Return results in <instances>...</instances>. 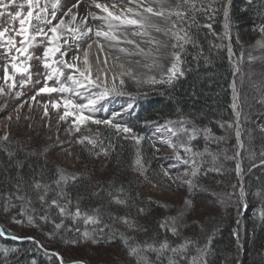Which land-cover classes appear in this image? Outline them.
Here are the masks:
<instances>
[{
  "label": "trees",
  "instance_id": "trees-1",
  "mask_svg": "<svg viewBox=\"0 0 264 264\" xmlns=\"http://www.w3.org/2000/svg\"><path fill=\"white\" fill-rule=\"evenodd\" d=\"M229 23L233 33L231 48L237 58L243 53L241 81H239V111L244 120L242 150L243 167L245 172L244 184L246 188L247 200L246 210L250 212L249 223L237 224V212L230 209L224 213H215L205 216V220L199 227L197 224L188 226L184 237H195L204 243L207 236H212L210 251L207 254L208 264H264V219L261 212L264 211V103H261L259 92L252 86L253 74L249 71L251 65L246 55L247 49L242 45V41L253 43L262 33L264 28V0H255L249 4L248 0H230ZM229 0H219L215 5L218 9L215 13L208 15L199 14L198 20L201 25L211 24V29L199 27L193 29L196 36L197 46L191 44L186 46V51L182 53L183 63L181 65L184 75L172 83V85H162L158 90L150 95L136 97V113L125 122L127 127L132 129V134L142 136L144 139L139 146L142 149L144 158L149 162V176L163 183L162 178L156 174L162 169L166 170L163 162V155L153 148V141L148 134L150 125H160L166 120H176L184 117L201 127L211 129L213 137L218 143L220 138L226 135L221 125L234 123L232 110L231 89L233 80V65L228 53L226 43L220 41L223 34L225 22L224 8ZM212 17V18H208ZM96 128V127H95ZM100 139L104 146L109 144L114 146V151L110 150L108 165L105 171L97 167V161L89 163L82 171L77 183L69 186L67 192L72 200L71 209L76 207L77 201L82 212L92 213L93 209H100V216L104 223L110 225L113 230H118L115 235H111L108 230L102 235L98 234V242L83 240L81 234L72 231L61 230L60 234L54 232L51 221L60 222L62 219L56 207L41 205L37 200V193L29 190L32 198V213L27 205L24 206L25 215H20L21 201L13 200L16 206L5 212L0 207V228L9 238L0 236V264H60L56 257L47 253L57 252L63 257L65 264H72L73 261H82L83 264H135V260L127 255V251L120 239L119 232H124L128 236H135L138 240H145L151 237L157 239L167 238L170 243L176 244L179 240L170 233L159 228L162 220L159 213V202L151 199L146 192L151 183L139 177L130 167L137 147L131 138L125 139L126 134H117L116 130L99 128ZM231 145L236 147L234 138L231 137ZM193 149L200 151L210 147L204 140L193 143ZM215 146V145H214ZM217 146V145H216ZM9 149L16 153L13 158H9L7 153L0 150V205L5 202V198L15 192V185L18 182L22 188H27L33 177L50 182L55 175L56 165L52 160L24 151L17 140H12L8 145ZM156 148V147H155ZM182 157L185 154L180 152ZM103 160V161H105ZM114 169V170H113ZM229 172L218 176L219 182L225 191L233 192L239 187L236 178V164H228ZM114 171L115 177L110 179L109 171ZM117 170V171H116ZM205 170V169H204ZM208 177L201 178L204 183ZM94 180L98 183V188L94 189ZM171 183V182H169ZM123 186L124 197L129 199V205H117L110 202L109 191L116 193V189ZM165 187H157L168 191H174ZM260 192L261 195L257 196ZM55 196V192H50L47 199L50 201ZM196 208H204L212 203L210 195L198 191L193 196ZM138 207L145 209L144 214H139ZM48 215L49 222L44 223L39 220L40 215ZM35 215L38 227H33L27 223V216ZM127 216L135 219L139 225L147 229V232H131L118 223L110 219V216ZM13 217L22 223L13 222ZM64 224L73 229L79 228L81 232L88 228L91 232L94 228L103 225H85L82 219L73 223L71 219H64ZM53 232V237L49 238L47 233ZM238 232V237L234 233ZM11 235L17 237H33L39 244L28 239H11ZM63 237V238H62ZM64 239H80L76 245L65 244ZM239 243L244 244V248L239 247ZM39 245H43L41 248ZM7 250V256L4 255ZM114 250L120 259L114 260V254L109 252ZM155 259V256H152ZM116 261V262H115ZM163 264H167L164 260Z\"/></svg>",
  "mask_w": 264,
  "mask_h": 264
},
{
  "label": "snow or ice",
  "instance_id": "snow-or-ice-1",
  "mask_svg": "<svg viewBox=\"0 0 264 264\" xmlns=\"http://www.w3.org/2000/svg\"><path fill=\"white\" fill-rule=\"evenodd\" d=\"M14 2V0H13ZM122 2V0H121ZM165 0H155V3L160 5L159 7L154 8L151 4H145V0H128L129 4H136V9L132 7H127L125 9L117 10L116 3H112L111 9L108 3L99 2V0H91V5H93L96 9L99 10V14L97 12L88 11L86 16H79L78 12H74V8H78L81 0H76V3L72 4L67 8L66 11L63 10L61 6V0H51V12L49 13V3L45 2L43 7L40 5V0H26L28 11L26 15H24L21 11H16L14 14L9 12L8 15L12 17L13 20H19V29L15 32L16 36L22 37L20 40L21 47H16V41L14 37H6V33L8 29L0 31V46H6L5 56H7L11 51L15 48L18 53L25 54L28 53L29 48L37 46V37H42L47 40L48 46L45 48L43 52V60L42 66L46 70L44 73L43 81L36 79L33 80V75L39 76L40 73H32L29 71L30 65L23 66V73L27 74V79H21L19 84L20 87L23 88L26 84L41 85V87L37 88L34 95L30 97L32 101H36L37 96L41 94H52L59 93L61 94L60 99H52L48 102L41 103V107L43 108V117L49 118V105L51 108L59 112V109L63 107V113L58 115V123L59 122H67L68 118L71 117V124L69 125L68 131L70 134L73 132L79 133L81 131L82 126L87 125L88 123L95 125H105L111 128H114L118 133L129 134L132 133V129L126 126H121L120 124L113 123V119H95L93 115L99 109H97V104L110 95H125L123 91L117 89L115 80L116 77H113L112 87L109 88L107 86V80L105 79L102 82L100 81V77L97 76L93 78V74L91 72L89 65V61L87 59L88 53L84 52V60L83 63L86 65L84 70H81L76 63L69 62L65 60L64 57L67 56L68 51L71 48L69 41L77 42L76 48L77 51L80 49L79 41L95 38H103L106 41H109L110 48H118L120 53H125L127 55H131L127 49L124 47H120L119 45L123 43H127L133 45L137 49V53L147 57H152L153 62L152 66H159L156 64L157 60H159L163 53H161V48H167L169 45L167 42H161L157 40L155 37H151L150 33L147 29H152L155 33L161 34L168 38L171 41L170 47L172 49L170 55L171 64L167 68L166 72L161 75V78L157 79L156 77H148L144 81H140L137 77H132L137 84L143 82L149 85H172L173 81L182 77L184 75V70L181 65L183 63L182 53L186 51L187 45H192L194 47L197 46L196 36L193 32V29L199 27H207L211 29V24L201 25L198 20L199 14L208 15L209 12L215 13L218 9L215 5L219 2V0H177L174 7H170L165 9L162 5ZM230 2V0H229ZM255 2V0H248V3L251 5ZM0 5L4 7H9L10 5H5L4 0H0ZM18 8H24L25 5L23 3L17 6ZM142 9V11L138 10ZM62 11L63 15L61 18L53 24V21L57 20V12ZM35 12V15L33 13ZM147 13L148 16L144 14ZM0 15H3V12H0ZM64 17H70L67 21ZM91 18L93 21H101L100 25L93 26L88 25V18ZM150 17H158L160 20L164 22L163 25L150 22ZM173 17L175 19H173ZM225 17V29L226 34H228V30L230 29L229 23V13L227 7L224 10ZM79 18V23L77 20ZM212 18V17H208ZM37 21L36 25H32V21ZM47 26V31L45 30ZM129 26H131L132 36H150L149 43L152 44L155 48L153 51L152 48L145 50L140 47V44L135 40L128 39L126 33L129 30ZM32 27V32L29 31V28ZM139 29L140 31H137ZM264 32V28L261 29ZM51 33L49 36L48 33ZM118 33H122L123 38ZM230 38V36H229ZM63 39L64 45H69V47L64 48V51H61V45L59 43L60 40ZM98 42V41H97ZM143 41H141L142 43ZM91 43L88 44V48H91ZM101 51H103V45H100ZM60 53V60H53L52 63L48 62V58L50 56H55L56 53ZM230 57L233 55L231 48H229ZM33 57L28 55L26 57L27 60H31ZM36 59H41V57H36ZM119 59V57H117ZM17 57H11V68L13 70V75H9L8 68L9 63L6 61L4 64V80L7 83L10 80L14 79L15 73L18 71V65L15 63ZM72 61L79 60L78 56L71 57ZM243 61V53L237 58L236 63L233 65V76H237L241 74L240 64ZM107 61H105L106 63ZM57 65V66H54ZM58 65H62L64 69H70L71 71L67 76H65V72ZM122 67V65H121ZM150 67V66H149ZM50 71H47L49 70ZM129 75L132 76L131 71L127 73H121V76ZM242 75V74H241ZM62 77L64 80H62ZM55 78L56 86H49L48 81H51ZM65 81L69 82L66 83ZM121 86L124 85L125 81L121 78L119 80ZM15 87V82L8 85V92H5L3 87H0V96H6L12 94V89ZM233 88V103L231 107L235 111L237 116L236 124L231 122L228 123V128L235 129V136L237 139V145L239 147H243L241 142V131L238 127L240 111L239 109V93L236 89V80H233L232 83ZM93 89H99L100 91L94 92ZM68 94V95H64ZM22 95L21 92H16L13 96L14 99L19 98ZM75 97H79L81 100L86 101L85 103H76ZM25 101L24 103H27ZM264 103V99L259 101ZM24 104H20L16 109L17 112L23 108ZM3 107H6V103L4 106H0V110ZM31 105H29V110H31ZM131 108V105H129ZM116 115H119L118 113ZM8 120H11L12 117L9 115L7 117ZM19 115L17 116V120H19ZM25 119H29V117H25ZM191 125V126H189ZM224 127V125H221ZM31 127V125H29ZM46 127H50V124L46 125ZM157 132L165 133L164 136L161 137L162 143L168 145L169 148L173 150L174 158L178 161H182L185 165H188V170L183 174V177H177L176 180H173L171 173L167 170L162 169L160 173L156 175L162 178L163 183L158 182L157 179H153L149 176V162L145 160L142 149L139 147L141 145V141L144 139L142 136L132 135L131 139L134 141L135 148L134 158L131 162V169L143 180L148 181L152 184L153 187H165L166 189L171 190L172 185L175 184L177 188L186 186L188 190V196L183 200L182 205L177 210L175 215L164 218L159 223V228L166 233H170L173 237H176L179 242L176 244H172L169 242L167 238L157 239L155 237H151L145 239L143 241L138 240L135 236H128L124 232H119L120 239L127 251V255L135 260V264H163V261L166 260L167 264H208L207 254L210 251V246L212 242V236H207L206 240L203 244L200 243L198 239L195 237L188 238L183 237V229L188 226V217L190 215H195L196 209L195 204L192 197V194L196 191L201 190L199 184V176L201 174L202 167L205 163H210L211 167L210 171L220 172L221 168L216 167L217 157L215 154L209 152L207 149L204 152H197L193 149L192 141L196 139V137L200 134H203L207 139L212 135L211 129L204 127L199 128L195 125L194 122L190 121L187 118L180 117L176 120H166L164 124L159 125L157 127ZM90 131V130H89ZM261 132H264V126L261 127ZM170 134V135H169ZM125 139L129 137L127 135L124 136ZM173 138H177L176 142H173ZM223 139V138H220ZM11 143L10 136L8 133H5L3 136H0V150H3L7 153L9 158H13L16 153L11 151L8 145ZM62 141L59 139V135L57 136V144L56 146L63 147ZM76 143L84 145L87 149L88 153L93 156L103 155L107 157L110 153V150L114 151V146L109 144L107 147L104 146L103 140L100 139V133L96 132L94 136L83 135L77 138ZM51 146L45 147L43 149V153L45 154L49 151ZM153 148L156 152L159 151L158 148ZM182 150L185 154V157H182L180 151ZM98 149V151H97ZM71 155V152H69ZM239 155V153H236ZM264 156V153H261ZM211 159L208 160L207 158ZM264 163V160H262ZM236 172L239 175L241 172L240 164L236 165ZM82 177L80 174H72L66 172L64 169L57 167L55 170L54 178L50 182H45L43 179L32 178L31 183L27 186V188H22V184L19 182L16 183L15 192L10 194L5 198V202L0 205L5 212H8L10 208L15 207L16 205L12 203L13 200L21 201V211L20 215H25L24 206L27 205L32 213H35V209L32 208V198L28 194L29 190L37 193V200L41 205H48L51 207H56L61 216L60 222L51 221L54 226V232L56 234H60L61 230L72 232L73 230L81 234V238L83 240H91L92 243L98 242V234L102 235L105 233L107 229L111 234L109 239H111L112 235H115L118 230H113L109 224L104 223L100 216V209H93L92 213L82 212L79 207V202L77 201L76 207L73 210H70L69 205L72 204V200L70 198V194L67 192V188L79 180ZM171 182V183H169ZM50 192H55V196L49 201L47 199ZM125 189L123 186H120L116 189V193L109 191L108 195L110 197V202L115 203L117 205H129V199L124 197ZM227 200L230 201L232 196L237 195L235 191L231 194H226ZM261 193L258 192L257 196H260ZM245 196V192L243 188H240L237 200L243 201ZM60 200H66L65 204H61ZM152 203L151 199L148 201ZM218 202L223 204L226 201L223 198L218 199ZM158 207H166L164 205H157ZM246 208V204H245ZM139 214H144L145 209L143 207H138L137 209ZM261 218L264 219V211L261 212ZM64 219H71L73 223H76L77 220L82 219L84 224L87 226L89 224L94 226L103 225L102 227L94 228L91 232L87 227L81 232L79 228L73 229L70 226H66L64 224ZM111 220H114L118 223H122L128 231L131 232H147L146 228H143L141 225L137 223L135 219H129V217H119L112 215L110 216ZM39 220L44 223L49 222L48 215H40ZM13 222L22 223V221L16 220L13 217ZM27 223L33 227H38L36 223L35 215L27 216ZM193 224H197L203 229L202 225H199L198 221L193 220ZM237 224H239V220H237ZM238 237V232L234 233ZM6 233L3 228H0V236H4ZM49 238L53 237V232L47 233ZM63 238V237H62ZM11 239H28L33 241L34 243L39 244L38 241H35L33 237H17L15 235H11ZM80 239H64L65 244L76 245L80 243ZM43 248V245H39ZM46 254L56 257L60 264H65L63 257L60 256L57 252H51ZM4 255L7 256V250H4ZM155 256V259L152 256ZM72 264H83L82 261H73Z\"/></svg>",
  "mask_w": 264,
  "mask_h": 264
},
{
  "label": "rangeland",
  "instance_id": "rangeland-1",
  "mask_svg": "<svg viewBox=\"0 0 264 264\" xmlns=\"http://www.w3.org/2000/svg\"><path fill=\"white\" fill-rule=\"evenodd\" d=\"M46 0H40V5L43 7L45 4ZM49 3V13L51 12V0H47ZM99 2H104L108 3L109 7L111 9L112 3H116L117 5V10L119 9H125L127 7H132L136 9V4H129L128 0H99ZM150 2V3H149ZM177 0H165L163 3V7L165 9L174 7L176 4ZM23 3L25 5L24 8H18L17 6L19 4ZM76 3V0H61V6L64 11L67 10L68 7H70L72 4ZM5 5H10L9 7H4L0 5V12H3V15H0V31L4 30L5 28L8 29V32L6 33L5 39L8 37H14L16 41V47L19 48L21 47L20 45V40L22 37L16 36L15 32L19 29V20H13L11 16L8 15L9 12L15 13L16 11H21L24 15H26L28 8L26 4V0H4ZM145 4H151L154 8L159 7L157 3H155V0H145ZM229 4H226L225 7H228ZM142 11V9H138ZM225 10V8H224ZM228 13L230 12V8L228 9ZM74 12H78L79 16L83 17L87 15L88 11H93L99 13V10L96 9L93 5H91V0H81V3L79 4L78 8L73 9ZM102 14V13H99ZM35 15V12L33 13ZM63 15L62 11L57 12V20L53 21V24H55ZM145 16H148L147 13L144 14ZM65 20L67 21L70 19V17H64ZM173 19H175L173 17ZM150 22L152 23H157L163 25L164 22L160 20L158 17H150ZM77 23H79V18L77 20ZM101 21H93L90 17L88 18V25L93 26L94 28L98 25H100ZM37 21L33 20L32 25H36ZM32 27L29 28V31L32 32ZM47 31V26L45 28ZM137 31H140L139 29H136ZM132 28L129 26L128 30V35L127 38L132 40L137 41L140 45L141 48H144L145 50L152 48L153 51H155V48L152 44H150L148 41L151 37H155L157 40H160L161 42H167L168 47L167 48H161L160 51L163 53V56L157 60L156 64L159 66H152L153 59L151 58H145L144 56L140 55L137 53V49L130 44L123 43L119 46L124 47L125 49H132V60L140 64L139 68H129L128 65L126 66L124 63H120L113 59V56L110 54L105 53L104 51H100L98 53H101L102 58H108L110 60L111 65L113 64L114 72L115 69L118 67L119 70H117L118 73H127L131 71L132 76L129 75H124L125 83L123 86L120 85L119 79L116 78L115 84L118 90L123 91L125 95H114L113 96H108L105 99L101 100L97 104V109H99L97 112L94 114H91L94 116L95 119H115L113 120V123L119 124L120 121L126 117L129 116L134 108V98L138 96H143V95H150L154 91L158 90L161 84L157 85H149L145 84L143 82L137 84L135 80L132 77H137L139 78L140 81H144L148 77H156L157 79L161 78V75L166 72L167 68L171 64V57L168 55L171 53L172 49L170 47L171 41L168 40L167 37L155 33L152 29H147V31L150 33V36H132L131 35ZM232 32L229 29L228 34H226V29H225V22L223 25V34L220 38V41H224L228 47V53H229V48H231V38H232ZM48 35L50 36L51 33L49 32ZM118 35H121L123 38L122 33H118ZM230 36V38H229ZM135 37V38H134ZM90 40V41H89ZM98 41V42H97ZM141 41H143L141 43ZM80 42V41H79ZM61 45V51H64V48L69 47V45H64L63 44V39L59 41ZM76 43L73 41H69V44L71 45L70 50L67 53V56L64 57L65 60H68L69 62L76 63L77 65L79 64V60L77 61H72L71 57L73 56H78L80 57L82 49H79L77 51L76 48ZM91 43L94 48L98 49L99 44L98 43H105V44H110L109 41L104 40L103 38H95L94 36L92 39H87L85 45L88 48V44ZM264 43V32H262L257 39L251 43L247 40L242 41V45L245 49H247L246 55L248 56V61L251 64L249 66V71L253 74L252 76V86L255 87L256 91L259 92V96L262 99H264V62H258L256 61V54L258 52H264V47L261 49H258V45H261ZM127 44V45H126ZM84 45V46H85ZM48 46L47 40L42 38V37H37V46L29 48L28 53L21 54L18 53L15 48L9 53L7 56H5L6 52V46H0V87H3L5 89V92H8V85L12 84L15 82V87L12 89V94L11 95H6V96H0V106H4L6 103V107H3L2 110H0V136H3L5 133H8L10 136V140H17L21 148L24 149V151H31V153H34L43 159L45 158L46 160H52L56 168L60 167L64 169L68 173L72 174H82V171L87 168L88 164L93 163L94 161L96 162L98 160L102 161H97V167L101 171H105L108 165V161L105 160L108 158L100 155V156H93L90 155L85 148L84 145L76 143L77 138L83 136V135H88V136H94L96 132H101L99 128L102 130L106 129H112L111 127L105 126V125H95V124H90L88 123L87 125L82 126L81 131L79 133L73 132L69 133L66 131L68 129L69 125L71 124V117L68 118L67 122H59L58 123V115L63 113V107L59 109V112L51 108V105H49V118L43 117V108L41 107V103L48 102L49 100L56 99L59 100L61 94L59 93H52V94H41L40 96H37L36 101H32L30 97L34 95L35 91L37 88L41 87V85H35L33 86L32 84H26L25 87L21 88L20 87V80L27 79V74L23 73V66L24 65H30L29 71L32 73H40L39 76L33 75V80L35 81L36 79H39L43 81L44 79V73L45 69L42 66V60H43V52L45 48ZM129 46V47H128ZM86 48V49H87ZM233 55L229 57L231 59L232 65L236 63V58L234 56L233 49L231 48ZM83 53V52H82ZM28 55H31L33 58L31 60H27L26 57ZM106 55V56H105ZM15 56L17 57V60L15 63L18 65V71L14 75V79L8 81L5 83L4 80V64L7 61L9 63V68L8 72L9 75H13V70L10 66L11 64V57ZM105 56V57H103ZM36 57H41V59H36ZM60 53H56L55 56H50L48 58V62L52 63L53 60L59 61L60 60ZM110 58V59H109ZM116 61V62H114ZM122 65V67H120ZM57 66V65H54ZM62 68V70L65 72V76L69 74L71 71L70 69H64L62 65H58ZM150 66V67H149ZM85 67V64H84ZM116 67V68H115ZM80 68V67H79ZM241 68V65H240ZM81 69V68H80ZM82 70V69H81ZM47 71H50L47 70ZM124 71V72H123ZM153 73H150V72ZM97 71L95 70L94 73ZM241 74H242V68H241ZM241 74H238L236 77V89L237 92L239 88V81H241ZM97 76L100 77V81H104L106 78L107 80V86L109 88L112 87L113 84V79L108 77V76H102L99 72H97V75H93V78H96ZM62 80L64 78L62 77ZM127 80V81H126ZM111 81V82H110ZM176 81V80H174ZM173 81V82H174ZM66 83H69L65 81ZM49 86H56V81L55 78L51 81H48ZM232 91L233 88L231 87ZM92 91L98 92L100 91L99 89H93ZM16 92H21L22 95L19 98L14 99L13 96ZM68 95V94H64ZM240 98V95H239ZM75 102L76 103H85L86 101L81 100L79 97H75ZM25 101H28L27 103H24ZM24 104L23 108L20 109L19 112L16 111L18 106L20 104ZM232 103H233V94H232ZM239 104V100H238ZM29 105H31V110H29ZM129 105H131V108H129ZM233 110V108H232ZM119 115H116V114ZM11 116L12 119L8 120L7 117ZM19 115L20 119L17 120V116ZM25 117H29V119H25ZM233 117H234V123L236 124L237 122V116L235 114V111L233 110ZM50 124V127H46V125ZM164 124V123H163ZM31 125V127H29ZM162 125V124H160ZM199 128H203L197 124H195ZM191 126V125H189ZM96 127V128H95ZM157 127L158 125H150L148 128V133L149 137L155 144V147L159 149V152L163 155V162L162 164L166 168L167 171H169L173 177V180H176L177 177H183V174L188 170V165H185L182 161H178L174 158V153L171 148L168 147L167 144L162 143L161 137L165 135L163 132H157ZM238 127L240 128L241 131V142L244 147V142H243V128H244V120L242 119V116L240 114L239 117V124ZM223 129L226 132V135L223 139H219L218 143H216V139L211 135L207 139L203 134H200L196 137L195 140H193L191 143H195L198 140H204L207 142V145H210V147H206V149L215 154L217 157L216 161V167H219L222 169L220 172L216 171H210L209 168L211 167L210 163H205L202 167L201 174L199 176V184L201 192L208 194L212 197L213 201L210 204H207V206H204V208H196L195 215H190L188 217V226L193 225L192 221H198L199 225L203 223V221L206 219L205 216L213 215L215 213H224L230 209H234L237 212V220L241 223H249V219L247 217H250V212L246 210L245 204L247 200V194H246V188L244 184V178H245V172H244V167H243V157H242V150L243 147H239L237 145V139L235 136V129L234 128H228L227 125L223 127ZM90 130V131H89ZM117 133V132H116ZM119 134V133H117ZM59 135L60 141L64 142L63 147L56 146L57 144V136ZM170 135V134H169ZM129 138H131L132 135L127 134ZM231 137L234 138L236 147H233L231 145ZM177 138H173V142H176ZM215 145V146H214ZM217 145V146H216ZM50 147L49 151L45 154L43 153V149L45 147ZM205 150V149H204ZM204 150H200L197 152H204ZM98 151V149H97ZM177 151H182L179 148ZM69 152H71V155H69ZM236 153H239V155H236ZM208 160L211 158L208 157ZM105 160V161H103ZM237 163L240 164L241 167V172L238 175L236 173V178L239 182V187L236 189L235 193L237 195L232 196L231 200H227V195L226 194H231L232 192L225 191L218 179V176L222 174H226L229 172L228 169V164L229 163ZM85 167V168H84ZM205 169V170H204ZM114 170V169H113ZM109 171L108 176H110V179H113L115 177L114 171ZM117 171V170H116ZM207 176L208 178L206 181L203 183L201 181V178ZM94 182V189L98 188V183L96 180ZM96 187V188H95ZM243 188L245 192V196L243 198V201H238L237 197L240 191V188ZM174 191H168L164 190L161 188L157 187H150L146 189V192L148 194V197L150 199H154L155 201L159 202L160 205H164L166 207H160L159 208V213L161 215L162 220L166 217L175 215L177 210L180 208V206L183 203V200L188 196V190L186 186H182L177 188L175 186ZM198 191L194 192L192 194V199L193 196L197 193ZM223 198L226 202L221 204L218 202V199ZM62 205L66 203V200H60L59 201ZM69 208L71 209V206L69 205ZM187 227L183 229V237L185 235V232L187 230ZM239 247L241 249L244 248V244L239 243ZM110 255L114 254V260L120 259L119 255L115 253L114 250H111L109 252ZM116 262V261H115Z\"/></svg>",
  "mask_w": 264,
  "mask_h": 264
},
{
  "label": "bare ground",
  "instance_id": "bare-ground-1",
  "mask_svg": "<svg viewBox=\"0 0 264 264\" xmlns=\"http://www.w3.org/2000/svg\"><path fill=\"white\" fill-rule=\"evenodd\" d=\"M126 35H128V32L126 33ZM86 41H87V39L86 40H82V41L79 42L80 49H82V52L83 53L81 52V55L79 57V62L78 63H79V67L82 70H84L85 69L84 68V63H83V60H84V52L87 51V53H88L87 59L89 61L88 67H90L91 72H92L93 75H97V72H99L102 76H108V77H110L112 79H113V77H116L117 79H119V78L124 79V75L121 76V73H118L117 72V70H119V68L118 67L117 68L115 67L116 68L115 69L116 72L112 71V70H114V68H113L114 65L113 64L111 65L110 60H108V58L105 57L106 55L103 56L105 58H102L101 57V53H98L99 50L101 51L100 45H103V51L105 53L110 54L111 56H113V59H115L116 61H118L120 63H124L126 66L128 65L129 68L136 69V68H139V65L140 64H142V63L137 64V63H135L132 60V57H133L132 50H133L134 47L132 49H127L128 52L131 53V55H127L125 53H120L118 51V48H110L109 47V44H105V43H98L99 44L98 49L94 48L93 45L91 46V48H87V46L85 45ZM263 47H264V43L261 44V45H258V49H261ZM117 57H119V59H117ZM147 58H151V57H147ZM105 61H107V62L105 63ZM116 61H114V62H116ZM256 61H258V62H264V52H258L256 54ZM85 67H86V65H85ZM122 69H123V67H122ZM95 70L97 71L96 73H94ZM150 73H153V72L151 71Z\"/></svg>",
  "mask_w": 264,
  "mask_h": 264
},
{
  "label": "water",
  "instance_id": "water-1",
  "mask_svg": "<svg viewBox=\"0 0 264 264\" xmlns=\"http://www.w3.org/2000/svg\"><path fill=\"white\" fill-rule=\"evenodd\" d=\"M229 6H231V2L229 3ZM244 182V181H243Z\"/></svg>",
  "mask_w": 264,
  "mask_h": 264
}]
</instances>
